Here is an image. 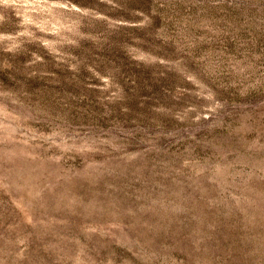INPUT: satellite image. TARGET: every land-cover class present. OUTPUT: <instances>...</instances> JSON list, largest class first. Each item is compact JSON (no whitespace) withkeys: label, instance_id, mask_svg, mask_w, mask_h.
Here are the masks:
<instances>
[{"label":"rangeland","instance_id":"1","mask_svg":"<svg viewBox=\"0 0 264 264\" xmlns=\"http://www.w3.org/2000/svg\"><path fill=\"white\" fill-rule=\"evenodd\" d=\"M0 264H264V0H0Z\"/></svg>","mask_w":264,"mask_h":264}]
</instances>
